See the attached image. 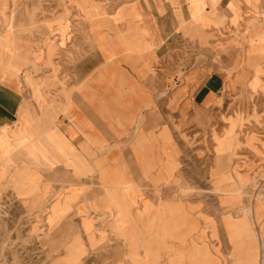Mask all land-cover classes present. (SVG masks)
<instances>
[{
  "label": "rangeland",
  "instance_id": "rangeland-1",
  "mask_svg": "<svg viewBox=\"0 0 264 264\" xmlns=\"http://www.w3.org/2000/svg\"><path fill=\"white\" fill-rule=\"evenodd\" d=\"M140 7L139 0H0V69H9L28 96L26 76L40 96L55 100L85 74L78 64L91 43H118L126 31L149 25L131 12ZM232 40L225 32L205 45L177 41L176 69L186 57L190 70L214 65L223 89L207 111L172 121L174 145L159 162L158 188L139 194L122 177L103 178L104 206L82 213L79 205L100 198L82 194L86 186H63L55 210L0 180V264H264V79L229 85L216 57L231 64ZM8 44L19 56L33 55L35 69L10 68L20 62ZM13 156L0 167L8 176L24 168L21 152ZM38 181L42 186L44 178Z\"/></svg>",
  "mask_w": 264,
  "mask_h": 264
},
{
  "label": "crops",
  "instance_id": "crops-1",
  "mask_svg": "<svg viewBox=\"0 0 264 264\" xmlns=\"http://www.w3.org/2000/svg\"><path fill=\"white\" fill-rule=\"evenodd\" d=\"M139 1L142 7L131 12L149 25L126 31L128 37L118 43H91L90 54L78 64L85 74L55 100L40 96V86L26 76L22 85L32 91L28 96L9 69H0V167L10 166L16 161L13 154L20 152L24 163L12 175L0 171V180L9 178L18 192L36 194V200L53 203L55 210L62 206L63 186H86L90 190L82 189V194L100 198L79 205L82 213L104 206L103 178L122 177L139 194L146 193L145 186L153 191L162 185L157 182L164 175L159 162L174 145L172 121L207 111L223 89L214 65L190 70L186 57L180 60L182 69H176L177 41L205 45L229 32L231 64L216 57L226 67L229 85L264 79V22L259 21L264 0ZM123 24L118 28L125 30ZM8 45L20 62L10 68L23 71L30 64L35 69L33 55L19 56L15 45ZM233 71L237 76L231 80ZM95 163H101L100 169ZM91 179L95 183H88ZM52 182L54 192L48 191Z\"/></svg>",
  "mask_w": 264,
  "mask_h": 264
},
{
  "label": "bare ground",
  "instance_id": "bare-ground-1",
  "mask_svg": "<svg viewBox=\"0 0 264 264\" xmlns=\"http://www.w3.org/2000/svg\"><path fill=\"white\" fill-rule=\"evenodd\" d=\"M217 61L219 62V61H220V59H217Z\"/></svg>",
  "mask_w": 264,
  "mask_h": 264
}]
</instances>
